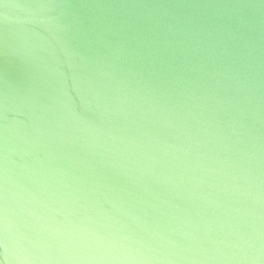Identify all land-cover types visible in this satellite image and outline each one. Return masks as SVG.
Segmentation results:
<instances>
[{
  "label": "water",
  "instance_id": "obj_1",
  "mask_svg": "<svg viewBox=\"0 0 264 264\" xmlns=\"http://www.w3.org/2000/svg\"><path fill=\"white\" fill-rule=\"evenodd\" d=\"M0 264H264V0H0Z\"/></svg>",
  "mask_w": 264,
  "mask_h": 264
}]
</instances>
